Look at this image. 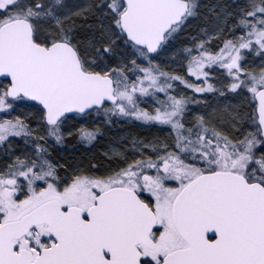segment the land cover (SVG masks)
<instances>
[{
	"label": "snow or ice",
	"instance_id": "obj_1",
	"mask_svg": "<svg viewBox=\"0 0 264 264\" xmlns=\"http://www.w3.org/2000/svg\"><path fill=\"white\" fill-rule=\"evenodd\" d=\"M0 264H264V0H0Z\"/></svg>",
	"mask_w": 264,
	"mask_h": 264
},
{
	"label": "trees",
	"instance_id": "obj_2",
	"mask_svg": "<svg viewBox=\"0 0 264 264\" xmlns=\"http://www.w3.org/2000/svg\"><path fill=\"white\" fill-rule=\"evenodd\" d=\"M134 131L139 132L140 134H142V132L140 131L139 128H136V130L134 129ZM70 145H73V146H75L78 149L75 152V155H77V156H79L80 152L84 150V146L76 145V141H70ZM62 154L65 155V156H68L70 158L71 155L73 154V148L69 150V147H68L67 151H65Z\"/></svg>",
	"mask_w": 264,
	"mask_h": 264
},
{
	"label": "rangeland",
	"instance_id": "obj_3",
	"mask_svg": "<svg viewBox=\"0 0 264 264\" xmlns=\"http://www.w3.org/2000/svg\"><path fill=\"white\" fill-rule=\"evenodd\" d=\"M79 123H84L85 125H87V123H88V121L85 119V120H83V121H80ZM79 123L77 124V126H79ZM140 129V131L142 132V135L143 134H147V132L148 131H152V132H155L156 131V129H151V130H148V129H145V128H139ZM135 130H136V128H135ZM70 149H72V147H69V150ZM64 153V152H63Z\"/></svg>",
	"mask_w": 264,
	"mask_h": 264
}]
</instances>
